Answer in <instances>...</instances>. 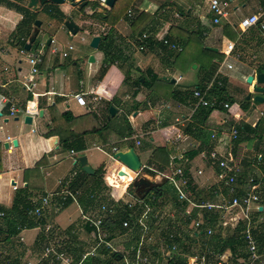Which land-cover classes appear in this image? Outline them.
Wrapping results in <instances>:
<instances>
[{
  "label": "crops",
  "instance_id": "obj_1",
  "mask_svg": "<svg viewBox=\"0 0 264 264\" xmlns=\"http://www.w3.org/2000/svg\"><path fill=\"white\" fill-rule=\"evenodd\" d=\"M9 1L18 5H24L34 12H39L40 17H38V20L42 19L44 22L47 20L48 23L47 32L45 33H49L52 30L53 35L50 38L39 41L37 39L41 34L43 21L40 27L36 26L38 36L29 51H37L44 45L45 53H47L49 51L48 47H50L53 41L58 45L56 40L57 34H55L58 32H66L71 38L80 32L85 33L88 38L82 37V39H85L84 41L81 39V45L84 47L90 46L94 37L112 29L118 37L116 51L120 54L122 60L129 61V64L124 68H121V64L116 61L102 74L105 57L99 48L93 49L90 46L91 51L88 55H84L86 57L84 60H81L83 59V54H80V52H77V55L73 56L72 53L75 49L70 52L69 57L66 59H63L59 55H51L48 52L41 74L33 80L32 84H28L29 59L27 55L22 54L23 49L18 45L16 46L12 41V34L17 25L22 21L23 14L17 12L15 9H9L6 6L0 5V153L2 155L0 208L6 212L12 207L16 190L30 186L32 180L31 171L36 163L44 158H47V163L40 168L44 179V193L42 195L39 194L34 200L41 201L44 197H51V204L45 211V217L42 221L43 226L41 222L36 220L38 224L37 228L26 229L22 232L25 233L26 239L23 244L27 248V255L23 259L34 258L40 254L37 239L39 233H48V227H50L49 233H67L72 230L71 234L73 236L67 234L69 236L67 249H71L69 252L74 254L75 257L92 248L94 241L90 234L91 232H89L91 230H88L82 221L83 210L80 202L79 204L72 202L66 208L60 202L62 193L67 189L69 190V183L72 178L78 176L81 173V169L83 170L81 164L78 162V159L83 156L87 159V165L96 171L101 165L112 160L113 147L118 148L119 151L142 148L140 152H146L145 146L149 145L147 149L150 150L147 152L148 155L146 156L145 163L141 160L139 151L136 150L143 166L147 164L149 158L157 149L165 150L169 158L180 162L183 161L187 153L195 149L199 153L189 163L192 183L196 188V194L192 191V188L190 189L193 201H196L195 198H198L202 202H217L218 200L214 197L212 190L217 187H222L225 190L217 178L220 169L217 165H213L203 157L204 155H209L211 151L216 150L222 156L232 154L236 161L241 164L243 170L242 180H246V178L252 176H248L250 174L249 168L252 165L254 166V163L251 165L250 161L245 160L246 157H244V154L249 151V147L245 148L240 143L236 144L237 141L231 142L228 134L233 127L238 128L241 124L255 127L259 121L255 124H250L247 121L243 122L242 120L236 121L232 113L233 107L236 104L230 105L228 102H222L228 103L231 109L222 110L219 108L213 111L207 122L201 125L194 118L196 115L193 111L195 103L172 100L171 94L174 89L180 88L185 90L186 88L210 83L211 80L209 78L210 81H205L207 70H204L206 68H203V66L206 63L201 61L204 54L203 47L195 42L191 44L190 48L195 53L193 64L187 67L181 66L180 68H175V61L189 47L184 49L183 46L179 45L177 42V35L179 34L175 31L173 34L170 31L172 28L173 30L176 28L178 31L199 32L200 36L203 37L205 48L213 51L217 50L215 52H219L225 56L228 43L234 42L224 35L223 31L225 27L229 25L234 28L233 25H237L241 18L258 12L264 6V0H235V3L236 1L243 2V9H247L248 6L249 12L243 13L239 19L235 20L234 17L239 7L234 3L230 16L231 24L224 22L220 26L211 25L213 16L210 13L209 0H134L132 6L128 7L125 17L121 18L114 26H108L90 17V15L96 12L105 18L106 12L112 8L101 6L94 11L91 7H84L85 10L83 12L82 9L79 10L80 0H76L75 5L70 0H67L64 5H59L61 11L66 16L64 21L52 19L41 12L46 5L50 4L34 9L29 7L31 0ZM65 5L68 7H64ZM129 11H131L132 16H129ZM41 14H45V18ZM132 18H135L134 22H130ZM67 23H69V26ZM75 28H78L76 35L73 34ZM151 29H154V31L150 35L156 41L162 43V37L173 38L171 40L182 47L184 51L176 53L169 51L166 47L157 48V52L141 50L137 46L136 39L143 33H148ZM88 31L90 34H87ZM31 39L27 41L26 45L30 43ZM235 44L234 55L228 58L227 61L225 56L224 60L219 62V68L225 62L226 65H233V69L229 70L226 65H223L221 73L217 76L216 72L213 77L216 75L215 77H218V80L223 83L222 87L226 88L228 95L238 102L237 97L241 96L243 91L245 97H247L250 88L249 84L245 87L241 86L240 82L242 80L246 82L249 76L256 77L260 73L257 72V66L256 64H252L251 60V58L258 59L259 57L254 52L258 42L248 45L246 50L240 48L242 45L239 40L235 41ZM237 55L241 56V60H236ZM91 56L95 58L94 63L89 61ZM217 62L218 60L214 59L213 63H211L213 65ZM253 62L255 63L256 61ZM194 64L196 68L193 69L192 66ZM128 65L131 66L130 75L127 73ZM59 71L61 75L58 74ZM152 74L159 78L152 89L138 87L137 80L139 78L145 76L152 79ZM27 85L33 86L32 92L36 94L34 97L28 91ZM260 87L264 88L263 86ZM104 88L107 90L106 95L103 91ZM212 90H210V93ZM135 91H138V95L136 98H133L132 94ZM80 93L84 94L88 103L87 107H82L76 102L74 95ZM95 95L101 96V100L94 102L93 97ZM107 95H111V97ZM2 96L16 100V106L19 111L15 116H11L9 104L1 102ZM254 96L255 94L252 95V101ZM261 96L263 97L264 93ZM51 106L56 108L58 114L69 111L77 118L72 127L73 133L79 134L96 128H105V130H102L100 134L90 133L85 136L86 150L84 152H75L76 155H73L70 151H63L60 146L59 136H52L50 138L45 136L49 129L52 128L49 111V107ZM111 107H115L118 110V114L114 117L110 115ZM254 108L253 104V110ZM36 110L38 112H35ZM41 111H43V116L40 115ZM129 111L131 115L128 117V121L134 130V135L129 137L133 138L131 141L124 142L120 138V136L126 135L123 113H128ZM23 115L24 120L21 121L20 116ZM27 116L33 118L32 125L25 123ZM179 117L188 120L184 122V127H177L175 125V119ZM10 118L15 119L14 125L10 124ZM189 124H193L194 127L199 126L200 129L202 128L206 131L205 144L202 145L199 131L195 128L189 129V133L186 132V127ZM139 130L142 131L141 134L138 133ZM176 133H181L182 139H177ZM213 135L216 137H213ZM8 137H12L14 141H18V146L12 152H9L5 148ZM167 138H170V140L168 141ZM135 140H140L142 144L135 147ZM239 155L240 158L238 157ZM260 155L262 154H258L257 156L259 157ZM177 166L181 167V164L173 162L172 167L165 174L171 175ZM199 171H202L201 175H199ZM139 177H147L158 186H163L166 181H169L166 176L167 179L163 175L152 176L144 172H141ZM169 182L173 186L172 182ZM261 183L263 182L261 181ZM130 184L131 182L126 185L125 191L120 197H116V199H121L122 203L139 199L128 193ZM35 185L40 186V183H35ZM263 186L264 184L261 185V191ZM112 188L114 189V187ZM79 192L80 197L81 191ZM125 196H129L130 200H124ZM142 200L153 205L164 216L160 233L157 231L158 227L154 220H151L149 223L153 232L154 246L152 249L154 252V264H168L175 256H181L182 259L187 261V264H264V248L262 252L259 249V242L264 233L253 232L258 245V255L260 256L259 260L255 262L251 260V253L245 243L244 233H241L243 244L237 242L234 245L232 242H229L228 248L222 253H219L222 250L221 244L218 247L213 244L204 246L202 244L204 240L200 238L196 241V245L192 247L185 246V242L192 241L189 238L185 241V236L187 233L196 231L195 224L202 220L200 219L202 211L193 208L191 205L176 204L177 200L175 201L171 198L160 200L156 205L152 203L154 199L149 198L148 195ZM182 207L186 211L187 217L192 218L193 222L187 227L186 234L182 233V228L178 230V233H182L184 237L176 238L174 243L178 244L176 241L180 240L182 246L178 244L179 249L176 252L172 253V255L171 253L166 255L168 251H163L159 247L160 239L167 241L170 234H176L168 233L170 228L168 225L184 215ZM263 209L264 207L261 205L259 210L262 211ZM93 212L90 211L89 213ZM222 213L224 230H226L225 232H229L221 233L222 239H231L236 233L230 232H233L237 226L235 227L232 224V220L229 219L227 214ZM259 219V223L255 225L262 229L264 226V215ZM202 227H204L203 232L208 233L210 230L207 224L202 225ZM9 232L5 219L0 225V233L7 235ZM30 233H37V235L33 236ZM167 234L169 235L167 236ZM136 235L138 241L140 234L136 233ZM74 236L77 237L73 240ZM125 236H127L130 242L132 239L131 234L126 233ZM8 250L10 249L6 248L7 252ZM16 256L17 253L14 250L9 253V260L14 261ZM9 260L8 262L6 261L7 264L10 263ZM88 264H97V260L90 259Z\"/></svg>",
  "mask_w": 264,
  "mask_h": 264
},
{
  "label": "trees",
  "instance_id": "obj_2",
  "mask_svg": "<svg viewBox=\"0 0 264 264\" xmlns=\"http://www.w3.org/2000/svg\"><path fill=\"white\" fill-rule=\"evenodd\" d=\"M126 2L128 4V7H130L132 6L134 0H117L113 8L106 12L107 14L105 18L101 17L96 12L90 15V17L95 18L98 21L108 26H114L120 21L121 18L125 17L127 11L124 14H122L121 8L124 5L122 3H126ZM0 5L6 6L9 9H15L17 12L23 14L22 21L17 25L16 29L14 30L12 34V41L16 46L18 45L21 49H25L27 41L31 39V37H33L34 33L37 31L36 21L38 20L39 12H34L31 9L25 7L24 5H18L9 0H0ZM86 7H91L95 11L96 9L101 7V4L99 1H89ZM85 8L82 9L83 12ZM41 12L45 13L50 18L58 20V21H64L66 19L65 14L61 11L60 7L56 5H52V4L46 5L42 9ZM134 20L135 18H132L130 22H134ZM153 31L154 29H151L148 31V33H143V34L150 36L146 40H141V36L143 34L140 35L138 39H136L137 46L142 48V50L144 51L149 50V51L157 52V48L162 47L161 43L156 41L154 37L150 35L151 33H153ZM174 31L179 34L177 35L179 38V40L177 38V42L179 43V45L183 46L184 49L188 47H189L188 49H190L192 46L191 44L194 42L203 47L204 54H203L201 61L207 64L203 66V68H206L204 70H207L205 81L209 80V78L212 81L213 75L217 72L219 68V62L223 61L225 56L219 52H215L213 50L205 48L204 43H203V37L200 36L199 32L178 31L176 28L174 30L172 28L170 32L174 34ZM223 32H224V35L227 36L230 40L234 42L239 40L241 45H243L244 47H247L248 45L253 44L254 42H259V41L264 43V38L258 28L250 29L248 32H246L241 37H239L238 34L235 32L234 28L229 25L225 27ZM99 37L101 38L99 50L103 52L104 57H105L104 68L101 72L102 74L108 69L109 66L113 65L116 61H118V63L121 64L120 65L121 68H124L127 64H129V61L122 60L120 54L116 51V47L118 44V37L112 31V29L106 31L105 33H101ZM190 50L194 52L192 49ZM171 54L173 53L171 52ZM214 59H217L218 62L212 65ZM255 64L257 66V72L264 73V60L262 62L259 61V63L256 61ZM130 72H131V66L128 65L127 73L130 75ZM142 80H144V82H142ZM158 80H159L158 76L153 75V74H152V79L142 76L141 78L137 80V85L138 87H146L148 89H152V87ZM206 84L207 83L194 86V87H190V88H186L185 90L176 88L174 89V91H172L171 98L172 100H175L178 102H185V103L191 102L192 104H194L196 102V100L194 99V95H193L194 91L197 89L205 88ZM103 91L105 92V95H106V91H107L106 88H104ZM137 95H138V91H135L132 94V97L136 98ZM209 99L213 103L214 102H228L230 105H234L237 103V101L234 98L228 95L226 88L221 87L218 84H215L213 86V90L209 94ZM240 106L244 112L250 114L253 110V101L252 99L248 100L247 97H245L243 102L240 103ZM219 108H221L222 110H226L222 106L221 107H201L197 110L194 118L197 122H200L201 125H204V123H206L207 120L209 119L212 112ZM49 111L51 114L52 128L49 129V131L46 133L45 136L47 138H50L52 136H59L60 146L63 151H70V152L74 151L77 153H82L86 150L85 136L90 133L100 134L102 133V130H105V128L104 129L96 128V129H92L91 131L81 132L79 134L73 133L74 130L72 127H73V124L76 122L77 118L74 117L71 112L68 111L63 114H58L56 108L53 106L49 107ZM130 115H131L130 112L123 113V119L126 125V135L120 136L122 140H124V138H129L134 135V130L128 121L129 120L128 117ZM261 122H259L258 125H256L255 127L252 125L241 124L238 127L239 131L243 129L247 135L244 136L243 133L240 131L239 139L236 142V144L241 143L244 140H247V141L251 140L252 137H257L259 135L258 131H259V127L261 126ZM194 128L199 131L200 139L202 140V145L205 144L206 141L204 140V138H206V131H204L202 128L200 129L199 126L194 127L193 124H189L186 127V132L189 133L188 130L194 129ZM260 139H262V137H260ZM259 150L261 151L259 154H262V157L260 158L257 156L255 158V163L253 162L254 166H256L259 172V173L257 172L258 179H256L255 177L254 178L256 179V181H259V182L262 181L263 182L262 184H264V147L260 146ZM198 153L199 151L196 152V150L194 149L193 151L187 153L184 156L183 161L180 162L176 159L174 160V159L169 158L165 150L157 149L152 154V156L149 158L147 164L145 165L147 168H144L143 172L147 175H152V176L164 175L166 171L171 167L173 162L180 163L182 169L184 170V173L186 174L187 177H189V180H190L189 189L192 188V191L195 192L196 194V188L194 184L192 183L193 180L190 174L189 163L191 160H193L197 156ZM1 159H2V155L0 153V172L2 170ZM45 163H47V158H44L38 163H36V165L31 171L32 180H31L30 186L18 188L16 190L12 207L6 212L2 208H0V213L1 212L6 213L5 219H6V223L9 228V231H10L9 233H7V235H5V233L4 234L0 233V236L5 235V237L3 238V242L8 243L10 246L9 247L10 250H8V252L4 251L0 253L1 254L0 258L2 259L0 261V264H3V261L5 260H9V256L7 254L13 252L14 250L17 252V256L14 259H18L19 261L20 259L24 258L27 255L26 246L22 242H20L19 239L17 238V236L20 234V231L18 230V226H23L26 229H34L38 227L37 221L31 218L30 216H28V212L40 202L38 200L35 201L34 198L38 197L39 194L42 195L44 193V179H43V175L41 173L40 168ZM113 163L114 162L111 160L101 165L95 171L93 175H89L84 170L81 169V173L75 178H72V180L70 181L69 190H71L74 193L81 191L79 202H80V206L84 213L87 214L90 211L96 212L98 211L99 207L102 206L103 204L113 206L115 203L114 195L115 197H120L124 193L125 187H126L125 186L126 180L124 181L125 185L114 186L110 183L111 177L118 176V173L121 170L127 171L128 174H132L133 172H131L130 170H128L127 168L119 164L118 162H116L115 164ZM35 183H40V186L38 185L36 186ZM110 185L114 187V189ZM128 190L132 191L133 186L130 185ZM224 191L225 193H227L226 189ZM148 197L151 199L154 198V200L152 201L154 205H156L158 202H160V200L162 201L163 199L165 200V199L171 198V199H174L175 201L176 200L178 201V197L176 195L175 189L170 184L169 181H166L165 185L163 186L156 185L153 192L149 194ZM261 197H262L261 205L263 204L262 207H264V186L261 191ZM195 200H196L195 202L197 203L202 202L201 200H198V198H195ZM177 201L175 203L180 204ZM60 202L63 204L64 208L72 204V200L70 198L64 202L61 199ZM147 202L149 201L147 200ZM183 205L188 206V204L187 205L183 204ZM182 209L184 211V215L181 218H177L173 223H169L168 225V227H170L168 231L169 234L178 233V230L181 228H182L181 230L182 233L186 234L185 232H186L187 227L190 226V224L193 222L192 218L187 217L186 211L184 210L183 207ZM201 211L202 212H201L200 219L203 220L202 225L204 226V224H207L208 228L212 231V233L209 234V233L203 232L204 227H201L199 231H193V233L191 232L187 233L185 236V241H187L188 238L192 241L185 242L184 244L185 246L192 247L196 245V241L199 240L200 238L201 240H204V242L202 243L204 246L213 244L214 246L218 247V245L221 244L222 250H220L219 253L220 252L222 253L228 248L229 242H232L234 245H236L237 242H240V244H243V237L241 236V233L244 229V225H245L244 223H240L236 227V229H234L233 232H230V233H236L231 239H222L221 233H229V232H225L226 230H224V227H223L224 221H223L222 211H215V212L208 211V210H201ZM263 215H264V209L262 211L258 210L257 212H255L253 216L254 218L253 232L254 233H264V226L262 229H260V227H257L255 225L259 223V220H260L259 218L262 217ZM122 217H124V214L122 216H118V215L109 216L105 219L106 220L105 229L107 230L108 233H110V239L113 241L116 238L117 233H120V232L122 234L127 233L126 230L121 229V218ZM86 228L88 227L86 226ZM88 230L90 229L88 228ZM71 233H72V230L68 231L66 234L72 235ZM130 234H131L132 239L127 245L128 248L135 245L137 241L136 233H130ZM169 234H167V236ZM41 235L42 233L39 234L37 243L39 239H43ZM76 237L74 236L73 240ZM176 242L180 246H182V244H180L181 243L180 240H177ZM259 243H260L259 249H260V252H262L264 248V236L261 237V241ZM5 247L7 248L8 246H5ZM65 248L67 249L68 246L66 245ZM69 250L67 249L68 252ZM101 253L105 257H108L111 259L112 257L118 256L117 254L111 253V251L108 249L102 250ZM80 255L76 256V258H78ZM245 256L247 257V255ZM93 260L96 261L95 259ZM13 262L16 263L17 260H14ZM168 264H187V261L182 259L181 256H175L174 259L168 262Z\"/></svg>",
  "mask_w": 264,
  "mask_h": 264
},
{
  "label": "built area",
  "instance_id": "obj_3",
  "mask_svg": "<svg viewBox=\"0 0 264 264\" xmlns=\"http://www.w3.org/2000/svg\"><path fill=\"white\" fill-rule=\"evenodd\" d=\"M235 0H209V8L210 13L213 16L211 20V25L220 26L224 22H230V16L233 4ZM129 16H132L131 11H129ZM235 31L238 33L239 37L243 36L250 29L258 28L262 33L264 38V6L261 7L258 12L252 13L248 16H245L240 19L237 25H233ZM150 36L143 34L141 36V40H146ZM85 39L83 38L82 41ZM162 47H166L169 51L180 53L183 51L182 47L178 44L174 43L172 40L167 37L161 38ZM236 44L235 42H229L227 45V49L225 51L226 61L232 55H234ZM51 55H59L61 53L62 58L66 59L69 57L70 52L75 48L73 46H68L64 48L62 52L58 49V45L55 41L52 42L50 47H48ZM142 50V48H141ZM22 54L27 55L29 59V73L27 76V83L32 84L33 80L41 74L42 67L46 62V54L45 46L43 45L37 51H26L23 49ZM59 55V56H61ZM236 60H241V56L237 55ZM223 65H226L225 62L221 65V67L217 71V76L221 73V69ZM229 70L233 69V65H226ZM7 70V69H6ZM218 84L219 86H223V83L218 80V77L213 79L210 83L206 84V87L203 89L195 90L193 95L196 100L194 105V114H196L197 110L201 107H223L227 110L231 109V106L228 103L222 102H211L209 99L210 90L213 89V86ZM28 91L33 95H36L33 91V86L27 85ZM76 102L82 106L87 107L88 103L84 96V94H76L74 95ZM101 100V96L95 95L93 97L94 102H98ZM1 102L3 104H9L11 116H15L19 111L16 106V100L10 99L8 97L2 96ZM29 111H31L29 109ZM35 112H38L37 110ZM263 115V114H262ZM264 116V115H263ZM188 121L187 119H183L179 117L175 119V125L177 127H184V122ZM186 127V126H185ZM240 131L237 127H233L230 131L229 138L231 142H236L239 139ZM177 139H182L181 133H176ZM213 137H216L213 135ZM133 138H124V142H129ZM169 141L170 138H167ZM6 142L9 144L8 151L12 152L15 149L14 139L12 137H8ZM142 142L140 140L134 141V146H140ZM119 152L118 148H112L111 158L115 153ZM73 155H76L74 151H71ZM205 159L209 160L213 165H217L220 171L217 174V178L219 183L223 185L226 189V192L222 187H217L213 190L214 197L218 200L217 202H202L197 203L193 201L192 193L190 192V180L189 177L186 176L182 167H178L174 169L171 175L164 174L163 176L167 177L169 181L172 182L178 197V201L181 204L191 205L195 209L199 210H208V211H222L229 216V219L232 220V224L236 227L240 223H244V240L248 246V249L251 253V260L255 262L259 260L260 256L258 255V245L257 241L253 236L254 229V221L253 215L260 208L262 197H261V185L262 183L256 181L254 177L246 178V180H242V168L241 164H239L235 157L232 154L228 156H222L218 151L214 150L209 153V155L203 156ZM260 158L262 155L259 156ZM173 165V164H172ZM171 165V167H172ZM147 168L143 166V169ZM143 169L141 172H143ZM150 169V168H149ZM199 175L202 174V171L198 172ZM141 173L136 174V178H139ZM165 177V178H166ZM118 178L119 175H118ZM166 178V179H167ZM68 185V183H67ZM79 195L80 192H72L70 190H66L62 193V201H66L67 199H71L73 203L79 204ZM154 199V198H153ZM51 204V197H44L41 199L40 203L36 205L33 209L28 212V216L31 218L41 222L45 217V211ZM121 218V229L127 231V233H139L140 236L135 245L130 248H124L122 250L117 249L114 245V241L110 239V233L105 229L106 218L109 216H122ZM6 218V213H0V225L2 221ZM164 219V216L160 213V211L156 210L153 205L150 203H146L142 199H135L132 202H127L122 204L121 199H116L113 206H109L103 204L99 207L98 211L86 214L82 211V221L84 225H86L91 230V236L94 241L92 248L81 254L78 258L74 256V254L67 251L65 246L67 245L69 236L66 233H49L50 227L47 228L48 233H42L43 239L38 240V248L40 249V254L36 257H29L28 259H14L17 262L9 261L8 264H88L90 259H96L97 264H154V252L152 249L153 235L152 229L150 226V221L154 220L156 226L158 227V232H161V224ZM203 220L196 222L195 227L196 231L202 227ZM18 230L20 234L17 236L20 242H25V233H22L26 230L23 226H18ZM121 231V230H120ZM121 233V232H120ZM209 234L212 233L211 230L208 231ZM40 234V233H39ZM74 234V233H73ZM184 235L182 233L170 234L169 240L160 239L159 247L163 251H168L166 253L172 255V253L176 252L179 249L178 244L174 243L176 238H182ZM170 242V243H169ZM170 244V245H169ZM41 246V247H40ZM108 249L111 253L117 254V257L108 258L105 257L101 251ZM170 255V256H171ZM110 259V260H109ZM25 260V261H24ZM8 260H5V264H7ZM24 261V262H23Z\"/></svg>",
  "mask_w": 264,
  "mask_h": 264
},
{
  "label": "rangeland",
  "instance_id": "obj_4",
  "mask_svg": "<svg viewBox=\"0 0 264 264\" xmlns=\"http://www.w3.org/2000/svg\"><path fill=\"white\" fill-rule=\"evenodd\" d=\"M255 1H257V0H255ZM122 4H124L123 6H122V8H121V13L122 14H124L126 11H127V7H128V4H127V2L126 3H122ZM235 5L236 6H238L239 7V12L237 11L236 12V14H235V20H237V19H239L240 18V16L244 13V14H246V13H248L249 12V7L247 6V9H243L244 7H243V2L242 1H236V3H235ZM64 7H68V6H64ZM45 14H41V16L42 17H44L45 18V16H44ZM40 17V16H39ZM39 21H43L42 19L41 20H39ZM240 21V20H239ZM238 22V21H237ZM47 20L44 22L43 21V26H41V34L39 35V37H38V39L37 40H45V39H48V38H50L52 35H53V33H52V30L49 28V30H51L49 33H45V32H47ZM55 34H57V37H56V40H57V43H58V49L60 50V52H62L63 50H64V48H66V47H68V46H73L74 48H75V51L72 53L73 54V56H76L77 55V52H80V54H83V59H81V60H84V59H86V57L84 56V55H88L89 53H90V51H91V49H90V46H84V47H82V43H81V39H82V37H85L86 39L88 38L87 36H86V34L85 33H82V32H80L78 35H76V36H74L73 38H71L70 36H68L67 34H66V32H58V33H55ZM87 34H90V32L88 31L87 32ZM258 41V40H257ZM240 48H243V50H246L247 48L246 47H244L243 45L240 47ZM255 54L256 55H258L259 57H258V59H253V58H251V60H252V64H255L253 61H257L258 63H259V61L260 62H262L263 60H264V43L263 42H261V41H259L258 42V45L257 46H255ZM59 55H61V53L59 54ZM61 57H62V55H61ZM194 58H195V53L194 52H192L190 49H187L186 50V52L183 54V55H181V57L179 58V59H177L176 61H175V63H174V66H175V68H180L181 66H184V67H187V66H190L191 64H193V60H194ZM90 60V59H89ZM62 62H63V60H61ZM65 61H67V60H65ZM64 64V63H63ZM196 65L194 64L193 66H192V68L194 69V67H195ZM62 68V67H61ZM60 68V69H61ZM58 74H60L61 75V72L59 71V73ZM216 76V75H215ZM215 76L212 78V80L215 78ZM240 84H241V86H245V87H247L248 86V83H247V81L245 82V81H243L242 80V82H240ZM261 86H263L264 87V85H261ZM247 95H248V93H247ZM264 97V96H263ZM244 98H245V94H244V91H243V93H241V96H238L237 97V99H238V102L236 103V105H235V107H233V110H232V113H233V116H234V118H235V120L236 121H240V120H242L243 122H249L250 124H255V123H257L258 121L259 122H261V126L259 127V131H258V136L257 137H252V140L251 141H247V140H244V141H242L240 144H242V146L243 147H245V148H248L249 147V151L248 152H246V154H244V157H246L245 158V160L247 159L248 161H250V163H251V165H252V163L254 162L255 163V158L257 157V155L261 152L260 150H259V147L260 146H262V147H264V116H262V114L264 113V103H258V102H254L253 101V104H254V106H255V108H254V110H253V112L251 113V114H249V113H246L245 114V112H243V110L241 109V107H240V103H242L243 102V100H244ZM130 112V111H129ZM10 120V124L11 125H14V121H15V119L14 118H10L9 119ZM20 120L21 121H23L24 120V115L23 116H20ZM141 125V124H140ZM144 129H146V128H144ZM141 130H139L138 131V133L139 134H141L142 133V131L140 132ZM242 133H243V135L244 136H246L247 134H246V132L243 130V129H241L240 130ZM230 135V132H229V134H228V136ZM260 137H262V139H260ZM229 138V137H228ZM254 139V140H253ZM256 140V141H255ZM253 145H255V146H253ZM133 146V145H132ZM253 146V147H252ZM256 146H258V147H256ZM149 147V145H147V146H145V151L146 152H143V151H141L140 152V150H142V148H136V150H138L139 151V153H140V158H141V160L143 161V163H145V161H146V156L148 155L147 154V152L150 150V149H147ZM241 153V152H240ZM239 153V154H240ZM242 156V155H241ZM239 158H240V155L238 156ZM112 159V158H111ZM205 159V158H204ZM249 166V165H248ZM254 167V168H253ZM124 172H126L127 174H128V172L127 171H124ZM249 172H250V174L248 175V176H250V175H252L253 177H255L256 179H258L257 177V175H258V173H257V170H256V166H250V168H249ZM114 175V174H113ZM136 175L135 174H128V180H126V179H121V178H118V176H112L111 177V180H110V183L112 184V185H114V186H122V185H125V182H126V185L130 182V180L131 179H134V177H135ZM126 180V181H125ZM125 181V182H124ZM125 185V186H126ZM113 191V190H112ZM128 197V198H127ZM124 200H130V197L129 196H125L124 197ZM263 203V202H262ZM263 205V204H262ZM231 225V224H230ZM30 234H32L33 236H35V235H37V233H30ZM126 234H122V233H117V236H116V238L118 237V239L117 240H115L114 241V245H115V247L117 248V249H120V250H122V249H124L125 247H127V245L129 244V239L127 238V236H125ZM5 237V235H1L0 236V253H2V252H4V251H6V247L5 246H8L7 248H9L10 246H9V244L8 243H6V242H3V238ZM154 246V243H152V247ZM126 249V248H125ZM17 253V252H16ZM1 255V254H0ZM8 256H9V253H8ZM27 259V258H26ZM25 259V260H26ZM2 259L0 258V261H1ZM24 260V261H25ZM23 261V262H24ZM3 263H4V261H3Z\"/></svg>",
  "mask_w": 264,
  "mask_h": 264
},
{
  "label": "water",
  "instance_id": "obj_5",
  "mask_svg": "<svg viewBox=\"0 0 264 264\" xmlns=\"http://www.w3.org/2000/svg\"><path fill=\"white\" fill-rule=\"evenodd\" d=\"M66 1L67 0H31L29 7L34 8V9H38V8L44 7L46 4H53V5L59 6V5H64L66 3ZM70 1L74 4L76 0H70ZM89 1L90 0H80L79 1V4H80L79 10L86 7V5L88 4ZM92 1H99L100 4H102L101 6L108 7L110 9L113 8L115 3L117 2V0H92ZM41 24H42L41 21H39V20L36 21L37 27H40ZM67 25L69 26V23H67ZM77 32H78V28H75L73 30V34L76 35ZM37 36H38V32H36L34 34L32 39L30 40V43H28L26 45V47H25L26 50H28V51L31 50ZM100 42H101V38L99 36L94 37L91 41V44H90L91 48L98 49ZM215 51H217V50H215ZM89 61L91 63H94L95 58L93 56H91ZM194 68H196V67H194ZM173 82H175V81H173ZM247 82L250 85L249 94L247 96V99L251 100L252 95L255 94L253 101L258 102V103H264V97L261 96V94L264 93V88L260 87L261 85H264V73H260L256 77L249 76L247 79ZM108 97H111V95H108ZM117 114H118V110L115 107H111L110 108L111 117H114ZM40 115L43 116V111H41ZM25 123L28 125H32L33 118L31 116H27L25 118ZM14 145H15V147H17L18 141H14ZM8 147H9V144L7 143L5 145V148L8 149ZM112 160L114 162H118L119 164H121L122 166H124L125 168H127L128 170L133 172L135 175L141 173V171L143 169L142 162H141L135 148H131L128 151H119V152L115 153L112 157ZM78 162L81 164L83 170L87 174L93 175L95 173V171L87 165V159L85 156L79 158ZM118 175L121 179L127 180V178H128V174L122 170L119 171ZM130 182H131L130 185L133 186V190L132 191L128 190V193L131 196H135L139 199H144L147 195L152 193L155 186H156V184L152 183L150 181V179L147 177H139V178L135 177L134 179H131Z\"/></svg>",
  "mask_w": 264,
  "mask_h": 264
},
{
  "label": "bare ground",
  "instance_id": "obj_6",
  "mask_svg": "<svg viewBox=\"0 0 264 264\" xmlns=\"http://www.w3.org/2000/svg\"><path fill=\"white\" fill-rule=\"evenodd\" d=\"M134 174V173H133Z\"/></svg>",
  "mask_w": 264,
  "mask_h": 264
}]
</instances>
